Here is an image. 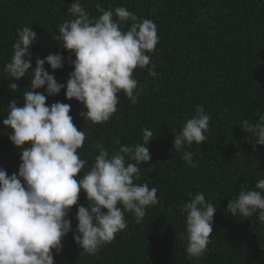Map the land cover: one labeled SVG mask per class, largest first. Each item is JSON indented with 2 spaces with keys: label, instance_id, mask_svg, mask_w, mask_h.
I'll use <instances>...</instances> for the list:
<instances>
[{
  "label": "trees",
  "instance_id": "1",
  "mask_svg": "<svg viewBox=\"0 0 264 264\" xmlns=\"http://www.w3.org/2000/svg\"><path fill=\"white\" fill-rule=\"evenodd\" d=\"M73 0H0V168L9 175L18 172L20 153L9 140L12 130L3 125L7 105L15 99L23 106V93L31 90V70L36 58L61 54L63 68L45 69L58 83L66 84L75 59L62 43L54 40L58 26L72 19L68 8ZM98 0H82L92 17H98ZM107 10L124 6L138 18L151 19L157 25L159 42L149 53L150 66L134 70L143 86L138 102L132 104L123 91L118 94L117 112L101 124H93L81 113L82 103L65 97V89L47 97L46 103H68L70 115L86 139L78 150L87 161L79 175L90 170L103 144L111 154L114 143L134 146L142 143V129L153 131L149 144L151 161L140 165L136 183L157 189L158 203L146 208L142 223L125 213L127 228L95 255H89L75 243L73 234L78 221L77 206L69 213L73 231L64 238L63 248L54 254L55 264H264V224L257 215L233 217L228 201L238 197L241 186L254 187L264 178V146L247 142L240 128L244 119L255 123L264 114V0H99ZM115 18V17H114ZM129 21V25H130ZM32 27L38 41L31 46L32 69L14 82L3 71L11 60L18 30ZM46 87V86H45ZM47 96L45 88L37 89ZM203 106L210 115L207 140L193 142L187 150L195 153L189 167L181 159L183 150L173 149L174 135ZM254 143V141H253ZM203 193L213 203V233L207 251L200 259L186 255L185 215L181 206L190 195ZM79 205L87 207L80 193Z\"/></svg>",
  "mask_w": 264,
  "mask_h": 264
},
{
  "label": "clouds",
  "instance_id": "2",
  "mask_svg": "<svg viewBox=\"0 0 264 264\" xmlns=\"http://www.w3.org/2000/svg\"><path fill=\"white\" fill-rule=\"evenodd\" d=\"M96 10L99 16L92 17L82 0H73L67 11L72 19L61 23L53 38L75 56L66 84L58 83L45 69V63L52 70L63 68L59 53L36 58L32 69L30 49L39 39L32 27L18 30L11 60L4 65L3 71L14 81L13 91L30 69L32 77L31 90L22 95L23 106L13 99L3 119V125L12 130L8 137L18 149L21 163L11 175L0 168V264H55L54 254L62 251L64 238L73 231L69 219L73 206H77L78 221L73 239L84 253L95 255L127 228L126 212L139 224L146 208L158 203L155 187L136 183L140 165L152 159V130L142 129L143 142L134 146L114 140L119 148L111 154L103 144H95L98 155L81 176L87 161L78 150L86 134L74 125L70 104L46 103L47 97L65 89L66 99L83 104L85 119L101 124L117 112L121 91L132 104L138 102L143 86L134 78V70L147 68L150 76H157L149 55L159 42L154 21L138 18L124 6L106 10L99 0ZM41 88L47 96L36 91ZM210 119L204 107L196 105L194 115L174 135L173 149L183 150L181 159L189 167L198 163H193L195 153L187 149L193 142L201 145L207 140ZM239 126L249 144L264 146V114L255 123L244 119ZM81 192L87 207L78 203ZM238 193L228 201V213L244 218L256 214L264 224V178L256 180L254 187L245 183ZM189 195L181 206L185 215L181 237L187 242V257L198 260L210 243L217 208L203 193Z\"/></svg>",
  "mask_w": 264,
  "mask_h": 264
}]
</instances>
